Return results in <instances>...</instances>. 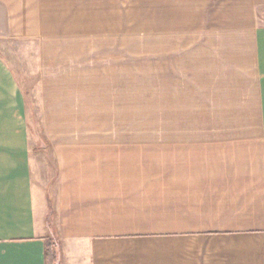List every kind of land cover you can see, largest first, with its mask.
<instances>
[{
	"label": "crops",
	"instance_id": "obj_1",
	"mask_svg": "<svg viewBox=\"0 0 264 264\" xmlns=\"http://www.w3.org/2000/svg\"><path fill=\"white\" fill-rule=\"evenodd\" d=\"M220 7L195 59L210 131L48 132L36 153L0 57V264H264V0Z\"/></svg>",
	"mask_w": 264,
	"mask_h": 264
},
{
	"label": "rangeland",
	"instance_id": "obj_2",
	"mask_svg": "<svg viewBox=\"0 0 264 264\" xmlns=\"http://www.w3.org/2000/svg\"><path fill=\"white\" fill-rule=\"evenodd\" d=\"M239 1L0 0V57L25 91L36 153L48 132L213 130L197 41L218 5Z\"/></svg>",
	"mask_w": 264,
	"mask_h": 264
},
{
	"label": "trees",
	"instance_id": "obj_3",
	"mask_svg": "<svg viewBox=\"0 0 264 264\" xmlns=\"http://www.w3.org/2000/svg\"><path fill=\"white\" fill-rule=\"evenodd\" d=\"M54 248V246L52 245V241L50 240V242L47 241V251H48V256L51 253L52 249Z\"/></svg>",
	"mask_w": 264,
	"mask_h": 264
}]
</instances>
